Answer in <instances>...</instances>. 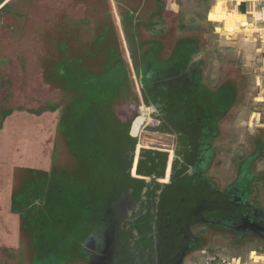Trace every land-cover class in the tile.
<instances>
[{"label":"flooded vegetation","instance_id":"flooded-vegetation-1","mask_svg":"<svg viewBox=\"0 0 264 264\" xmlns=\"http://www.w3.org/2000/svg\"><path fill=\"white\" fill-rule=\"evenodd\" d=\"M179 2L26 0L9 11L4 97L21 88L14 64L36 55L25 93L42 104L2 112L0 264H199L210 250L260 264L264 141L221 162L237 86L204 89V61L191 54L200 37L182 30ZM156 92L170 96L165 123L155 120ZM188 122L215 129L211 146L200 137L192 151L182 136L155 134Z\"/></svg>","mask_w":264,"mask_h":264},{"label":"rangeland","instance_id":"rangeland-1","mask_svg":"<svg viewBox=\"0 0 264 264\" xmlns=\"http://www.w3.org/2000/svg\"><path fill=\"white\" fill-rule=\"evenodd\" d=\"M25 1L26 0H0V7L3 8V10H1L2 13L7 12L6 14H0V31L2 26L9 23L8 19L12 17L9 16L11 15L9 11L14 10L15 13H18V4ZM27 1L30 2V0ZM179 1L182 5V11L180 14L181 21L178 20V22L184 21L182 30L191 32L195 36L200 37L202 51L205 56L203 59L204 69L202 74L205 85L211 89H216L223 83L232 81L235 83L234 86H237V98L234 111L225 126V139L222 140L224 142L219 145L221 162L223 165L229 164V162L231 163L232 161V153L236 154L237 157L241 156L240 154L243 155L250 151L251 145L253 144L252 141L255 137L261 136L264 141V100L255 102V98L257 99L258 96L264 99V70L262 67L264 54L259 52V50H264V44L259 36V31L252 33L256 34L254 36L256 42L253 45L245 41V39L252 34L241 31L242 27L245 28L249 26L246 21V15L244 14H237L235 12L233 15L234 12H230L225 8L226 11L223 15L215 14L210 16L213 21L215 20V23L209 21L207 14L218 0ZM222 4L224 3L222 2ZM230 5L231 4H229V8ZM14 16V18H16V15ZM250 18L254 20V17L251 16ZM223 24H227L226 28H224ZM227 28H230V31L234 33L240 30L241 34L227 39V33L229 32ZM33 59L34 63L25 61L27 64H24V69L21 68L20 65L16 66V64H14L15 72L22 75V79L17 85L21 88H18L19 93L16 91V95L15 93L9 92V95L4 97L6 91L12 87V81L5 80L0 76V120L3 110L6 109H13L15 107L25 108L27 106L26 108H28V110L32 109L33 112L39 111L38 108H40L39 106L42 104L39 95L35 94L34 90L25 93L27 88L34 87L36 79V76H33L31 73V68H39L38 56L34 55ZM4 86L7 90H4L6 89ZM25 98H27V100ZM253 113L260 114L261 123H258L259 125L253 122L254 125L251 124ZM259 116H257V120ZM19 117L20 121H23L22 119L29 120L27 117ZM248 124L250 126H248ZM259 167H261L263 171L264 162ZM211 252L212 250L208 251V254L210 255Z\"/></svg>","mask_w":264,"mask_h":264},{"label":"water","instance_id":"water-1","mask_svg":"<svg viewBox=\"0 0 264 264\" xmlns=\"http://www.w3.org/2000/svg\"><path fill=\"white\" fill-rule=\"evenodd\" d=\"M195 54L193 56V59L195 60L198 56L201 57V59L203 60L205 58L204 53L202 51V47L201 48H196L195 50L193 49L191 54ZM204 69V67H203ZM164 74H166L164 72ZM177 78L173 77L171 78L172 80H176L178 78H181L180 75L176 76ZM169 79V78H168ZM166 80L167 78H160L158 83L161 84V87H166ZM183 80V78H182ZM202 82H203V78H202ZM178 83V82H177ZM157 84V83H156ZM153 84V87H156L157 85ZM179 86V83H178ZM143 87H146L142 85V82L140 81V85H139V90L141 91V89ZM207 86H204V89L207 90L206 88ZM142 94V93H141ZM170 96L167 92H156L154 95V99L156 102V108H155V113H156V117L155 120L159 121V122H164V120H168L172 117V114L169 112V110L167 109V104H168V100H169ZM184 125L182 128L179 127L178 129L176 128L175 130H168V131H161V130H166V125L160 127L159 130H156V135L157 136H162L161 134L165 136H170L171 141L174 140V138H176L177 140L181 138V136L183 138H185L187 140V146L192 148V151H196V147L198 146L199 150H201V144H197V141L200 139V137H203L204 140H206V143H204V146L207 147L208 145L211 146V139L215 138L217 136L216 131L214 128L211 127V125H206V126H200L198 127V125H193L190 124L188 122V124H182ZM146 132V131H145ZM165 132V133H164ZM147 134V133H146ZM189 148V150L191 149ZM208 152L209 149L205 148ZM160 151H162V148L159 149ZM210 154V153H209Z\"/></svg>","mask_w":264,"mask_h":264},{"label":"crops","instance_id":"crops-1","mask_svg":"<svg viewBox=\"0 0 264 264\" xmlns=\"http://www.w3.org/2000/svg\"><path fill=\"white\" fill-rule=\"evenodd\" d=\"M222 2L224 4H222ZM261 3H262V0H218L216 1L215 5L211 8L210 12L207 14V18L209 21L215 23V20L213 21V19L210 18V16L215 15V14L223 15L226 9L230 12H234L233 15L235 14V12L237 14H244L246 15V21L249 24V26L245 28L242 27L241 31L246 32L248 34H252L254 32L259 31L260 32L259 36L261 37L262 42L264 44V8L261 7ZM227 4H228V7H227ZM229 4H231L230 8H229ZM251 16L254 17V20L250 18ZM226 26L227 24L224 25V28H226ZM227 31H229L227 33V39L236 37L237 35L241 34L240 30H237L234 33L233 31H230V28H227ZM255 35L256 34L250 35L249 37L245 39V41L253 45L256 42V39L254 37ZM259 52H261V54H264V50H259ZM262 67L264 70V59H262ZM259 97L260 96H258L257 99L255 98V101L257 100V102L258 101L261 102L264 100L263 98H259ZM259 256L260 257L258 259L261 260L260 264H264V254H260ZM223 258L226 259L225 257Z\"/></svg>","mask_w":264,"mask_h":264},{"label":"built area","instance_id":"built-area-1","mask_svg":"<svg viewBox=\"0 0 264 264\" xmlns=\"http://www.w3.org/2000/svg\"><path fill=\"white\" fill-rule=\"evenodd\" d=\"M261 7L264 8V0H262ZM199 264H230V262L219 255L208 254L203 256ZM245 264H256V262L247 261Z\"/></svg>","mask_w":264,"mask_h":264}]
</instances>
